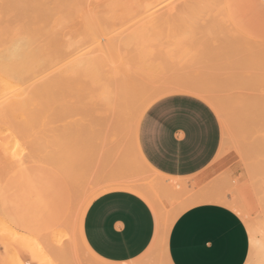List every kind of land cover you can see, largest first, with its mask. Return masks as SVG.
Listing matches in <instances>:
<instances>
[{
    "label": "rangeland",
    "instance_id": "374dc122",
    "mask_svg": "<svg viewBox=\"0 0 264 264\" xmlns=\"http://www.w3.org/2000/svg\"><path fill=\"white\" fill-rule=\"evenodd\" d=\"M108 1L101 0V4L100 0H97V3H95L96 0H89L86 5V11H88L85 12V16L89 15L85 19L88 21L91 18L90 20L95 22L94 18H97L96 23L100 25L103 22L104 25L101 27L104 31L99 32L103 36L106 35L114 40L116 39L114 41L111 38L109 41L110 46L113 44L116 47L109 46L108 49L106 47L108 43L101 36L102 46L97 47L96 43L85 45L82 52L89 51V53H92L95 51V54L93 55V52L91 56H97L105 65L110 64L106 61H110L109 57L115 55L112 60L118 62L120 59L119 64L126 63V66L129 65V67L125 66V68H128L127 70L131 71V73L133 70L132 75L134 77L136 75L134 72L137 68L139 69L136 72L142 74H137L136 76L139 77L138 75H140L142 77H136V79H139L140 82L143 81L141 83H144L143 85L147 86L146 88L152 87L153 83V86H155V83L160 85L193 80L200 82V84L202 83L204 86L208 85L210 86L209 88L213 85L210 90L213 92L212 94H216L219 91L217 95H214V97L216 96L219 112L216 110L214 112L218 117L221 128L220 145L214 159L200 174L201 181L196 186H193V183L188 186L185 181L187 186L177 190L156 188L157 191L155 192L152 189L153 193H155L150 198L157 206H160L163 216L167 213L171 217L179 210L181 213L187 207L194 205L192 198L197 195L196 192L205 191V189L207 191V188L211 191L212 188L217 191V194L223 193L227 199L234 202L235 207L233 209L238 213L248 231L249 253L246 261L248 263L251 258L252 264H258V259L261 256V253L258 254V252L262 250V245H264V200L262 199L264 194V174L256 173L251 165L256 166V163L258 162L257 164H259L260 160L264 158L261 155L264 153V104L259 105L258 108L255 107L257 101L264 102V71H262L264 70V0H175L173 4H169L167 1H160L161 3L159 2V4H163L161 7L159 4L157 6L158 2L149 5L147 0H144V3L143 0H136V2L132 0L135 3L130 2V0L128 2L124 0L127 2L125 3L126 5L135 4L132 6L127 5L129 11H127L128 9L125 10L127 7H123L125 4H122V0H119L121 3L119 2L120 4L117 5H114L116 0ZM109 3H111L109 6L112 5L113 7L114 5V7H117L121 5L124 9L121 6L120 9L119 7H113L112 9L109 6L108 8L107 4ZM99 4L104 8L100 6L99 10ZM92 5L95 6V10ZM152 5H156L155 8H159L156 10ZM107 8L108 10L110 9V12H108ZM201 8H204L203 11ZM114 11H117L116 14ZM92 12L96 14L93 15ZM196 16L197 19H194ZM217 24L219 25L216 28ZM195 25L196 27H194ZM213 27L215 29H212ZM97 32L91 33L92 37L97 36ZM205 33H207V36ZM111 41L114 42L112 43ZM114 43H117V45ZM111 48L113 49L111 50ZM246 48L250 49L249 52L251 51L250 53L254 55V58L260 57L261 62L259 58L256 59L260 64H257L256 60L252 59L253 55ZM104 49L106 52H104ZM253 50L260 55L255 56ZM111 51H114V53ZM238 51L240 53L239 56L235 54ZM103 52L106 54L111 52L112 54L106 55L108 57L105 58L103 57V55L105 56ZM231 52L234 55H231ZM247 52L251 56L247 55ZM261 53H263L262 58ZM240 55L244 57V60ZM123 57L126 59L123 61L127 62L121 60L124 59ZM224 59L226 60L224 61ZM233 61L235 62L233 63ZM253 62H256L258 67H261L260 65L263 63V67L259 68V70L256 67L255 71H253L251 69L254 65ZM60 65L58 66L60 67ZM122 66L120 65V67ZM130 66L132 67L131 70L129 69L131 68ZM218 66H222L224 68L223 71L222 67L219 69L220 67ZM133 67H137L136 70ZM238 70L243 72L246 80L237 82L247 83L241 89L239 88L242 85L237 84V82L233 84L232 79L233 74L237 73ZM43 72L45 71L42 70ZM51 73H53L52 69H48L43 74L39 72L38 76L24 82V84L14 81L12 83L15 88L11 89L13 91L8 89L7 93L0 88V136L2 137L0 141L16 135L19 144H21L17 151L14 148L11 150L14 152L13 154H16V157L10 154L11 157L8 161L4 160L0 154V264H76L75 261L78 264H102L98 259L89 255L82 248L79 238L73 235L74 221L78 208V206L75 208L76 204L72 205L68 215L65 217L55 221L46 219L44 186L43 182L40 181L41 179L44 180L45 178L44 181L46 183L49 177L59 181V174L62 172L72 186L75 198L78 199H83L90 191L113 185H98V183H102L101 178L113 174L110 172L111 170L124 175L141 174L146 176L149 181H152V179L153 181L163 179L159 174L145 168L136 156L133 141L131 140L133 132V114H131V111L134 110L132 108L128 112V117L117 141L110 138V142H107V137L106 141L99 140V142H96V140L86 146L83 145V147H80L82 145L77 141H72L75 139H72L70 133L74 130L76 131L77 129L74 127L78 125L79 129L83 125L81 127L82 131L84 130V133L88 135L93 133L96 128L100 127L102 129L99 123L101 119L98 120L100 117L98 116V111H96L98 110V106L95 105L96 97H92L88 93L87 87L90 88L91 84L89 81L86 82L89 79H85L84 72V75L81 71L79 73L83 75V78H80V75L76 77L71 75L70 78L58 77L56 75L52 76ZM235 79L237 78H234V82L236 81ZM226 81L230 86H228ZM12 83L10 82V84ZM235 84L238 87L234 88ZM25 87L27 89L30 88L22 92L20 96L21 103L17 111L8 107L9 101L13 98L11 95L19 90H24L23 88ZM217 96L219 99H217ZM97 122L99 126L96 125ZM75 124L77 125L74 126ZM109 133L111 132L109 131ZM109 133L107 136H109ZM76 144L79 145L77 147L80 149L74 148L73 145ZM89 146L92 149H88L90 148ZM19 148L22 150V154L19 152ZM72 148L76 151H81L83 154L75 155L78 151L73 152ZM42 151L44 154H42ZM87 151L93 153H87ZM16 152H19L18 154H21V157ZM46 153L48 156L50 155L49 158ZM256 153L258 154L256 155ZM25 165L27 168L23 171L20 167H25ZM61 165H64V167H61ZM82 166H85V169ZM250 167L251 169L253 168L255 174L249 173L250 169L248 168ZM68 169L70 170L69 172ZM244 169L247 170L244 171ZM36 177L39 186L34 180ZM215 186L217 189H215ZM218 190H221L222 193ZM179 212L178 214H180ZM2 224H5V229ZM168 224H166V228L169 226ZM56 234L61 235L57 236ZM54 235L57 237L55 238ZM39 245L42 246V249L37 248ZM30 248L32 251L28 252ZM7 257H9L7 259L9 262L5 261ZM147 259L149 264H167L164 250L159 244L150 247Z\"/></svg>",
    "mask_w": 264,
    "mask_h": 264
},
{
    "label": "bare ground",
    "instance_id": "6f19581e",
    "mask_svg": "<svg viewBox=\"0 0 264 264\" xmlns=\"http://www.w3.org/2000/svg\"><path fill=\"white\" fill-rule=\"evenodd\" d=\"M122 1H123L122 4H125V3L128 2V0H127V2L124 1V0H122ZM131 1L132 0H130V2ZM133 1L136 2V0H133ZM133 1H132V3H135ZM147 1H148L149 5L154 3V2H156V3L158 2L157 3V6H158L160 1H163V2L167 1V3H169V4L172 3L173 4V2L175 0H147ZM177 1H180V0H177ZM203 1H205V0H203ZM88 2H89V0H0V88L7 93L8 89L11 90V89L15 88V87H13L14 84L12 82L15 81L17 83L20 82V83L24 84V82H27L30 79L38 76L39 72H41V74H43L48 69H52V71H53V73H51L52 76L56 75L58 77H67V78H70L71 75L74 76V77L79 76L80 75L79 74L80 71L82 72V74L84 72L85 75L84 74L83 75L85 76V79L86 78L89 79V80H86V82L89 81V83L91 84L90 88L87 87L88 88V93L91 94L92 97L93 96L96 97L95 99H96V103L97 104L95 103V105L98 106L97 107L98 110H96V111H98V113H99L98 116L100 118H98V120L101 119V121L99 123L101 124L102 129L99 127V128H96L97 129L96 130L95 127H93V129H95L97 131V133H95L96 132L95 130H93V133H89L87 131L90 134V135H88V134L84 133V130L82 131L81 127L83 125L80 126V129L78 128L79 127V125H78L77 127H74L78 131L74 130L72 133H70L71 134L70 136H72V139H75V140H72V139L71 140L74 141V142L77 141L78 143H80V145H82L80 147H83V145L86 146V145H88L90 143H93L96 140H97L96 142H99V140H102V141L105 140L106 141L107 137H108L107 142H110L109 141L110 138L112 140H114V141H117V139L120 137V131L123 128L124 123H125V121H126V119L128 117V112L132 108L134 110L131 111V114H133V119H132L133 120L132 121L133 132H132V135H131V140L133 141V145H134V150H135L136 156L138 157L139 161L144 165L145 168H147L149 170H152V171H154L157 174H160L154 168H152L148 164V162H146V160L144 159V157H143V155H142V153H141V151L139 149V145H138V126H139L140 119H141L143 113L145 112V110L152 103H154L156 100H158V99H160L162 97H165V96H168V95H172V94H187L188 95V93H191L192 94L191 96L197 97L200 100H202L205 103H207V105L210 106L213 111L216 110L217 112H219V109H218L219 107H218V104H217V101H216V98H215L216 96L214 97V95H217V93L219 91L217 90L218 92L216 94H212L213 92L210 91V90L213 88V85L211 86V88H209L210 86H208V85H207L208 87L204 86L202 83L200 84V82H196V81H193V80H189V81L187 80V82H182V81L178 82V83L175 82V83H171V84H169V83L166 84L165 83V84H160V85H158L159 83H157V85L155 83V86H153L154 85V83H153V85L151 84L152 87H148L149 88L148 89V88H146L147 86L143 85L144 83L143 84L141 83L143 81L140 82L139 79H136V77H137L136 75L140 74V73L136 72L137 70H139L137 67H136L137 70H136L135 67H133V69L136 70L135 71L136 73L134 72V74H136L135 77H134L132 75L133 74V70H132V73H131V71L129 72V70H127L128 68L127 69L125 68L126 63H123L125 65L122 66L123 64H119L118 63L120 59L118 60V62L115 61V60H112L113 57H115V55L114 56L112 55L111 57H109L110 61H106V62L107 63L109 62L110 64L105 65L104 63H102L98 59L97 56H93L95 54V51H93L94 53L92 52L93 53V55H92L93 57L91 56L92 53L91 52L89 53L88 50H87L88 52H82V50L84 49L85 45L88 46L90 44L96 43L97 47L102 46L103 44L101 45V43L103 41L101 42V40H100L101 36H102V39L106 40V42L108 43L107 46L106 45H104V46H106L109 49V46L111 45V44L109 45V41L112 38V37L110 38L109 36H106V35L103 36V35H101V32H99V31H104L103 28L101 27L102 25H104L103 22H101V25H100L99 23H96V19L97 18L96 19L94 18L95 22L93 20L91 21L90 20L91 18L88 19V21H87V19H85V17H87L89 15L88 14L87 16H85L86 15L85 12L88 11V10L86 11V8H87L86 5H87ZM100 2H101V0H100ZM111 2H113V3L116 2L114 5H117V4L121 3V1H119V0H118V2H117V0L115 2L114 1H111ZM144 2L145 1L143 0V3ZM95 3H97V0H96ZM95 3H94V5H95ZM132 3H131V5L130 4H127V5L128 6L135 5V4H132ZM89 4H92V3H89ZM101 4H102V2H101ZM101 4H99V8H98L99 10H100ZM105 4H106V1H105ZM110 4L111 3L107 4V7ZM94 5H92V6H94ZM114 5H113V7H114ZM127 5L125 4V5H123V7L124 6L127 7ZM162 5L163 4H161L160 7ZM120 6L121 5H119L117 7L115 6L114 8H118L119 7V9H120ZM137 6H138V4H137ZM144 6L146 8L145 4H144ZM155 6H153V7L155 8ZM101 7H103V6H101ZM109 7H112V5L109 6ZM113 7H112V9H113ZM123 7H122V9L125 8V7L124 8ZM93 8L95 10V6ZM108 8H107V10H108ZM128 8L129 7L125 8V10H127ZM157 8H159V7H157ZM157 8H155V9L157 10ZM201 9L203 11L204 8H201ZM109 10H108V12H110ZM130 10H131V8H130ZM127 11H129V9ZM131 11H133V10H131ZM97 12H98V10H97ZM114 12L116 14L117 11H114ZM122 13H124V12H122ZM122 13H121V15H122ZM201 13L203 14V12H201ZM94 14H96V13H93V15ZM124 15H123V18H124ZM203 15H205V14H203ZM96 16H94V17H96ZM97 17H99V16H97ZM126 17H128V16H126ZM214 18H216V17H214ZM194 19H197V16ZM99 20H100V18H99ZM193 24H195V22H193ZM207 24H208V22H207ZM208 25H210V24H208ZM218 25L219 24L216 25V28L218 27ZM194 27H196V25ZM209 29H211V28H209ZM212 29H215V27H213ZM216 30L218 31V29H216ZM96 31H98L100 33V36L98 37L99 33L97 32L98 35L96 34L97 36L92 37L93 35L91 33H93V32L96 33ZM193 31H194V29H193ZM206 32H208V31L206 30ZM197 33H196V35H197ZM205 34L207 36V33H205ZM200 39H201V37H200ZM112 40H114V39L112 38ZM202 40H204V39H202ZM219 40H220V38H219ZM114 41H111V42L113 43ZM106 42H104V43H106ZM115 45H117V43ZM231 45H233V44H231ZM112 46H113V44H112ZM112 46H110V47H112ZM115 47L116 46H113V48H115ZM92 48H95V47H92ZM107 48H105V49H107ZM113 48H111V50ZM105 49H104V52H106ZM89 50H90V48H89ZM249 50H248V52H249ZM91 51H92V49H91ZM98 51H100V49H98ZM114 51H111V52L114 53ZM108 52H107V54L104 53L105 56L103 55V57L107 58L108 56H106V55H110V53H111V52L110 53H108ZM211 52H210V54H211ZM218 52H220V51L218 50ZM248 52H247V55H250L251 51L249 52L250 54H248ZM245 53H246V51H245ZM263 53H261V58H262V54ZM221 54H223V53H221ZM232 54H233V52H231V55ZM235 54H238V56H239L240 53L238 51V53L235 52ZM254 54H255V56L256 55L257 56L260 55V54H256V52ZM216 55H217V53H216ZM251 55H253V54H251ZM229 56H230V54H229ZM240 56H242V55H240ZM263 56H264V54H263ZM116 57H118V56H116ZM258 58L260 59V57H258ZM258 58H256V57L254 58V55L252 57V59H254V60H256ZM252 59H251V61H252ZM121 60L123 61V60H126V59L124 58V59H121ZM216 60H217V58H216ZM225 60L226 59H224V61ZM235 60H236V58H235ZM243 60H244V57H243ZM123 62H127V61H123ZM221 62H223V61H221ZM234 62L235 61H233V63ZM256 62H257V60H256ZM256 62L255 63L253 62L254 63L253 66L251 65L252 66L251 69L253 71H255L256 67H257L258 70H259V68L263 67L262 65H263L264 62L262 63V65H260L261 67H258V65H257V64H260L261 59H260V62H257V64H256ZM59 64H61L60 67L58 66ZM120 65L122 67H120ZM236 65H237V63H236ZM131 66H132V64H131ZM113 67H115V68H113ZM126 67H129V65L126 66ZM218 67H220V66H218ZM221 67L219 69H221ZM44 69H46V70H44ZM129 69L131 70L132 67L129 68ZM223 69L224 68L222 67V71H223ZM257 69H256V71H257ZM42 70L45 71V72L42 73ZM216 70H217V68H216ZM238 71H240V70H238ZM238 71H237V73L233 74L234 75L233 78H232L233 79V84L236 83L237 81L241 82V81H243L245 79L243 72L242 71L238 72ZM262 71H264V70H262ZM216 72H218V71H216ZM224 72H225V70H224ZM234 72H236V71H234ZM253 73L257 74L256 72H253ZM230 74L232 75V72ZM83 75H80L79 77L83 78ZM140 75H138L139 77H137V78L142 77ZM47 76H49V75L47 74ZM227 77L231 80V78L229 76H227ZM235 77L237 79H235L236 81L234 82V78ZM220 81H222V80H220ZM223 81H224V79H223ZM227 81H229V80H227ZM10 82L12 84H10ZM229 82H231V81H229ZM240 82L239 83L237 82V84H241L242 85L241 87L239 85V87H240L239 89H241L243 87V85L245 86V84H247L245 82H244L245 84H243V82L242 83H240ZM216 83H217V81H216ZM222 83L224 84V82H222ZM16 84H15V86H16ZM145 85H147V84H145ZM225 85H227V84H225ZM86 86H88V85L86 84ZM215 86H217V85H215ZM228 86H230L229 83H228ZM235 87H238V86H236V84H235L234 88ZM82 88H84V87H82ZM23 89L24 90H22V91L19 90L17 92H14V94L11 95V96H13V98H12V100L9 101L8 107L14 108V109H16L15 111H17V109H18V107H19V105L21 103V97L20 96L22 95V92L28 90L26 87L23 88ZM214 89H213V91H214ZM89 90H90L91 93L89 92ZM11 91H13V90H11ZM220 93H222V92H220ZM91 96H90V98H92ZM223 96H225V95L223 94ZM223 96H222V98H223ZM219 97H221V96L219 95ZM226 98H228V97H226ZM217 99H219L218 96H217ZM94 102H95V100H94ZM218 103H220V102H218ZM261 104H264V102L263 101H257L255 103V105H256L255 107L258 108V106L261 105ZM96 106H95V108H96ZM229 106H230V104H229ZM231 106H234V105H231ZM8 111H7V113L10 112V111L9 112ZM132 112H134V113H132ZM8 116H11V115H8ZM130 121H131V119H130ZM11 122L13 123L12 119H11ZM76 125L77 124H75L74 126H76ZM96 125L99 126L98 122H97ZM85 128H87V127H85ZM234 129H236V128L234 127ZM109 131L111 133H109ZM90 132H92V130H90ZM108 133H109V136H107ZM239 137L241 138V136H239ZM0 139H2V137ZM3 139H4V137H3ZM5 139L3 141H0V154H1V157L4 160L8 161V159H10V157H11L10 154L14 153L11 150L14 148L17 151L18 147H20L21 144H19L16 135L15 136H13V135L9 136L8 138H5ZM236 141H237V138H236ZM74 142H71V143H74ZM97 144H99V143H97ZM77 145L78 144L73 145L74 148L75 149H80L79 147H77ZM100 145H101V143H100ZM73 146H71V147H73ZM98 146H97V148H98ZM113 146H111V147H113ZM115 146H116V144H115ZM236 146H235V148H236ZM75 149H73V152H77L78 151V150L76 151ZM88 149H92V148L90 147ZM237 151H239V150H237ZM19 152L21 153L22 150L20 149ZM78 152H79V154H78ZM78 152L75 153V155L76 154L80 155L81 151H78ZM89 152L93 153L91 151H87V153H89ZM18 153H17V155H19V157H21L20 155L22 153L21 154H18ZM42 154H44L43 151H42ZM82 154L83 153H81V155ZM114 154H116V153H114ZM257 154L258 153H256V155ZM15 155L16 154H13V156H15ZM46 155L48 156L47 153H46ZM261 155L264 156V153H262ZM47 156H42V157H47ZM49 156H48V158H49ZM15 157H14V159H15ZM120 158H121V156H120ZM51 159H52V157H51ZM244 159H246V158H244ZM249 159H250V157H249ZM124 160H126V159H124ZM246 160H248V159H246ZM251 160H253V159H251ZM53 161H55V160H53ZM59 161H61V160H59ZM58 162H57V164H58ZM53 163H55V162H53ZM257 163H256V166H254V165L252 166L251 165V167H254V171L256 173L264 174V158L260 160L259 164H257ZM5 164H7V163L5 162ZM9 165H11V164H9ZM58 165H60V164H58ZM95 165H93V166L95 167ZM5 166H8V165H5ZM61 167H64V165L63 166L61 165ZM82 167H83V169H85L84 168L85 166H82ZM251 167L248 168V169H250L249 173L251 172L252 174H255V172L253 171V168L251 169ZM4 168H7V167H4ZM91 168H92V165H91ZM246 168H247V166H246ZM245 170H247V169H244V171ZM69 171L70 170L68 169V172ZM110 172H112L113 174H109V175H106L103 178H101L102 183L101 184L98 183V185H102V184H106V185L107 184H113V185L114 184H128V185H131V186H133V187L145 192L150 197L154 196V193L157 191L156 188H158V189L159 188L160 189H166V190L167 189H170V190L171 189H176L177 190V189H181V188H184L185 186H187L184 179L182 180V185L181 186H176L175 185V181L176 180L173 179V178H170V177L163 176V179L155 180V178H154L155 181H153V179H152V181L151 180L149 181L146 176L141 175V174L124 175V174L116 173L115 171H112V170ZM160 175H162V174H160ZM216 186H215V189H217ZM208 187H210V186H208ZM154 188H155V190H154ZM152 189H153V191H155L154 193H153ZM202 189H204V188H202ZM96 190H98V189H96ZM96 190H94V191H96ZM94 191H90V193H88L83 199L74 198V204H76L75 208H76V206H78V208H77V216L74 215V216H76V218H75V221H74L75 225H74L73 235L76 233V225H77V218H78L79 211H80L83 203L85 202V200L92 193H94ZM218 191L222 193L221 190H218ZM196 193H197V195H195V197L193 196L194 198H192L193 199V201H192L193 204H197V203H201V202H207V201L209 202L210 201V202H214V203H219V204L225 205L226 207H228L230 209H233L235 207V204H234L233 201H230L229 199H227L226 196L223 195V193L222 194H217V191L213 190L212 188H211V191H209V188H207V191L205 189V191L201 190L200 192H196ZM262 197H263L262 199L264 200V194H263ZM236 206H237V204H236ZM158 208H159V211H160V217H161V223H162L161 234L159 235L160 239H159L158 244L162 246L163 250H165L168 231H169L172 223L176 219V217L179 215L178 212L180 210L178 212H176L173 216L169 217V215L167 213L163 216V214H162V212L160 210V206H158ZM72 215H71V218H72ZM69 221H71V220H69ZM2 222H3V220H2ZM167 223H169L168 224L169 226H167V228H166V224ZM71 224H72V222H71ZM2 225H3L4 229H5V226H4L5 224H2ZM0 227H1V225H0ZM60 235H57V236H60ZM54 237H55V235H54ZM55 238H53V239H55ZM58 238H60V237H58ZM51 241H53V240H51ZM36 244H37V242H36ZM37 248H41L42 249V246L39 245V246H37ZM261 249L262 250H259V252H258V254L261 253L260 259H258V261H259L258 264H264V245H262ZM31 251H32V249L30 248V251H28V252H31ZM9 257L5 258L6 262H9L7 260ZM167 264H171L168 259H167ZM244 264H248L247 261Z\"/></svg>",
    "mask_w": 264,
    "mask_h": 264
},
{
    "label": "crops",
    "instance_id": "0c3cea01",
    "mask_svg": "<svg viewBox=\"0 0 264 264\" xmlns=\"http://www.w3.org/2000/svg\"><path fill=\"white\" fill-rule=\"evenodd\" d=\"M193 107L204 116L197 125L195 147L192 128L170 111ZM181 126L188 129V139L183 143ZM161 136L163 144L159 143ZM220 139L216 113L204 101L187 94L156 100L145 110L138 126V145L144 159L161 177L175 179L176 186H181L183 179L188 186L201 181L200 174L214 159ZM20 168L24 171L27 166ZM37 177L34 180L39 186ZM59 177V181L49 177V184L45 178L40 180L49 221L68 215L74 204L72 186L62 172ZM161 228L159 208L150 196L131 185L114 184L85 200L74 236L102 264H149L148 251L158 245ZM164 253L171 264H244L249 253V235L236 211L219 203L201 202L176 217L168 231Z\"/></svg>",
    "mask_w": 264,
    "mask_h": 264
},
{
    "label": "snow or ice",
    "instance_id": "6c2138e0",
    "mask_svg": "<svg viewBox=\"0 0 264 264\" xmlns=\"http://www.w3.org/2000/svg\"><path fill=\"white\" fill-rule=\"evenodd\" d=\"M188 95L191 96L192 94L188 93ZM170 111L173 116L179 117L185 120L189 124V126L192 128V131H193L192 147H195L197 139H198L197 125L204 119L203 113L198 111L195 107L187 111H181L176 108H172ZM161 123H163V121H161ZM181 131L183 133V135L181 136V142L183 143V141L188 139V129L181 126ZM163 142H164V138L163 136H161L159 143L163 144ZM248 264H252L251 258L249 259Z\"/></svg>",
    "mask_w": 264,
    "mask_h": 264
}]
</instances>
